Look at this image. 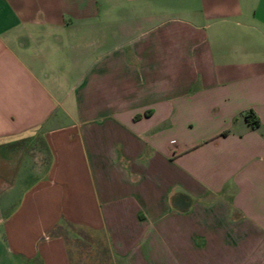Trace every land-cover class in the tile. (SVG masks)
I'll return each mask as SVG.
<instances>
[{"label": "crops", "instance_id": "crops-1", "mask_svg": "<svg viewBox=\"0 0 264 264\" xmlns=\"http://www.w3.org/2000/svg\"><path fill=\"white\" fill-rule=\"evenodd\" d=\"M0 264H264V0H0Z\"/></svg>", "mask_w": 264, "mask_h": 264}, {"label": "trees", "instance_id": "trees-1", "mask_svg": "<svg viewBox=\"0 0 264 264\" xmlns=\"http://www.w3.org/2000/svg\"><path fill=\"white\" fill-rule=\"evenodd\" d=\"M250 115H251V113L247 112V113H245L244 117L248 119L250 117ZM252 124L255 125L254 121L252 122Z\"/></svg>", "mask_w": 264, "mask_h": 264}]
</instances>
